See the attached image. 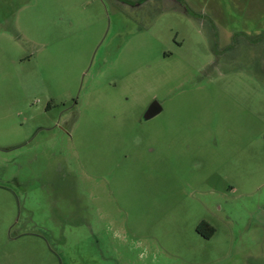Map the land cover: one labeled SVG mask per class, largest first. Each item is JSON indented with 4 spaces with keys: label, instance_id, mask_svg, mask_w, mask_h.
I'll use <instances>...</instances> for the list:
<instances>
[{
    "label": "rangeland",
    "instance_id": "374dc122",
    "mask_svg": "<svg viewBox=\"0 0 264 264\" xmlns=\"http://www.w3.org/2000/svg\"><path fill=\"white\" fill-rule=\"evenodd\" d=\"M204 6L0 0V264H264V15Z\"/></svg>",
    "mask_w": 264,
    "mask_h": 264
},
{
    "label": "crops",
    "instance_id": "0c3cea01",
    "mask_svg": "<svg viewBox=\"0 0 264 264\" xmlns=\"http://www.w3.org/2000/svg\"><path fill=\"white\" fill-rule=\"evenodd\" d=\"M172 2L203 4L206 7V16L212 21L215 35L221 39V31L231 32L227 26L229 20L241 19L239 13H247L248 5H254V12L264 15V0H169ZM243 17V16H242ZM226 24V25H225ZM264 32V30H262ZM234 33V32H233ZM229 33L228 35H230ZM232 35V34H231ZM231 35L229 36L231 38ZM225 36V35H223ZM219 39V41H220ZM228 41V40H227ZM231 42V40H229Z\"/></svg>",
    "mask_w": 264,
    "mask_h": 264
},
{
    "label": "flooded vegetation",
    "instance_id": "af4514ba",
    "mask_svg": "<svg viewBox=\"0 0 264 264\" xmlns=\"http://www.w3.org/2000/svg\"><path fill=\"white\" fill-rule=\"evenodd\" d=\"M152 104L155 108V110H154L155 113L152 115V116H154V115L158 114L162 108L160 105H158L156 103V101H153L150 105H152ZM152 116H150V117H152ZM203 229L208 230V233H204ZM196 231L200 237L205 238V239H209L213 236V234L215 232V228L209 221L201 220L196 226Z\"/></svg>",
    "mask_w": 264,
    "mask_h": 264
},
{
    "label": "water",
    "instance_id": "95a60500",
    "mask_svg": "<svg viewBox=\"0 0 264 264\" xmlns=\"http://www.w3.org/2000/svg\"><path fill=\"white\" fill-rule=\"evenodd\" d=\"M154 110H155V108H154L153 104L150 105V106L148 107V109L146 110L144 116H145L146 118L152 116V115L155 113Z\"/></svg>",
    "mask_w": 264,
    "mask_h": 264
}]
</instances>
